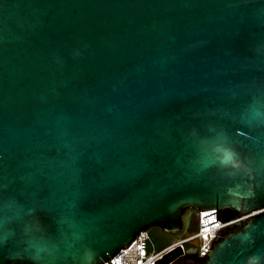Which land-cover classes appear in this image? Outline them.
<instances>
[{
  "label": "water",
  "instance_id": "1",
  "mask_svg": "<svg viewBox=\"0 0 264 264\" xmlns=\"http://www.w3.org/2000/svg\"><path fill=\"white\" fill-rule=\"evenodd\" d=\"M191 208L248 215L201 264H264V0H0V264H102Z\"/></svg>",
  "mask_w": 264,
  "mask_h": 264
},
{
  "label": "built area",
  "instance_id": "2",
  "mask_svg": "<svg viewBox=\"0 0 264 264\" xmlns=\"http://www.w3.org/2000/svg\"><path fill=\"white\" fill-rule=\"evenodd\" d=\"M247 216L235 215L234 218L228 221H223L221 218H219V221L216 219L215 209L197 211V232L195 234L177 239L159 251L152 252L148 250L149 236L147 231L140 232L128 247L120 249L117 254L105 260L102 264H155L174 250L179 249L183 253L185 245L193 242H196L194 252L198 259L202 260L201 257L208 251L219 230L241 223Z\"/></svg>",
  "mask_w": 264,
  "mask_h": 264
},
{
  "label": "flooded vegetation",
  "instance_id": "3",
  "mask_svg": "<svg viewBox=\"0 0 264 264\" xmlns=\"http://www.w3.org/2000/svg\"><path fill=\"white\" fill-rule=\"evenodd\" d=\"M183 213L186 214V224L183 225V222L181 220V227L179 228L178 231H176L174 234H179L180 238H183L187 235L195 234L197 232V211L193 208L191 209H186ZM182 213V214H183ZM242 223V222H241ZM225 229L220 230L219 232L224 234ZM165 233V232H164ZM170 234V233H168ZM179 238V239H180ZM196 245V242H193ZM192 243H188L185 245V250L181 255H179L173 262L172 264H190L188 263V260L186 258L187 254L193 253L194 252V247Z\"/></svg>",
  "mask_w": 264,
  "mask_h": 264
},
{
  "label": "rangeland",
  "instance_id": "4",
  "mask_svg": "<svg viewBox=\"0 0 264 264\" xmlns=\"http://www.w3.org/2000/svg\"><path fill=\"white\" fill-rule=\"evenodd\" d=\"M181 220L183 222V225L186 224V214L183 213L181 215ZM148 236H149V245H148V250L152 252H157L163 247L169 245L170 243L176 241L177 239L180 238L179 234H174V233H164L157 227H153L147 231Z\"/></svg>",
  "mask_w": 264,
  "mask_h": 264
},
{
  "label": "trees",
  "instance_id": "5",
  "mask_svg": "<svg viewBox=\"0 0 264 264\" xmlns=\"http://www.w3.org/2000/svg\"><path fill=\"white\" fill-rule=\"evenodd\" d=\"M240 226H241V223L235 224V225L225 229L223 233H226L230 230L238 229V228H240ZM186 258L188 260V263H190V264H201V262H202V260L198 259L195 252L187 254Z\"/></svg>",
  "mask_w": 264,
  "mask_h": 264
}]
</instances>
